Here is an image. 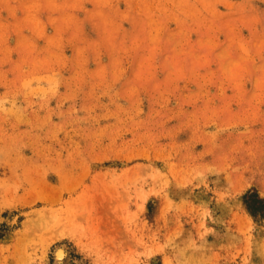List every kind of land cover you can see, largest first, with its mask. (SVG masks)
I'll use <instances>...</instances> for the list:
<instances>
[{"label": "rangeland", "instance_id": "374dc122", "mask_svg": "<svg viewBox=\"0 0 264 264\" xmlns=\"http://www.w3.org/2000/svg\"><path fill=\"white\" fill-rule=\"evenodd\" d=\"M0 264H264V0H0Z\"/></svg>", "mask_w": 264, "mask_h": 264}, {"label": "bare ground", "instance_id": "6f19581e", "mask_svg": "<svg viewBox=\"0 0 264 264\" xmlns=\"http://www.w3.org/2000/svg\"><path fill=\"white\" fill-rule=\"evenodd\" d=\"M60 249H61V248H60ZM60 249H59V250H60ZM57 251H58V250H57ZM58 255H61L60 251H58ZM58 257H60V256H58ZM60 258H61V257H60Z\"/></svg>", "mask_w": 264, "mask_h": 264}]
</instances>
